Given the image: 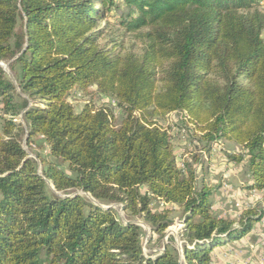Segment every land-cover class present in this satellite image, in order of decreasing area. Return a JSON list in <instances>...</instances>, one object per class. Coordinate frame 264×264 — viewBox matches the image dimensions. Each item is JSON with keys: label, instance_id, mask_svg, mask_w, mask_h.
<instances>
[{"label": "trees", "instance_id": "16d2710c", "mask_svg": "<svg viewBox=\"0 0 264 264\" xmlns=\"http://www.w3.org/2000/svg\"><path fill=\"white\" fill-rule=\"evenodd\" d=\"M117 2L0 0V61L11 72L0 66V264H180L168 247L145 256L133 221L161 235L173 205L184 264H211V250L263 218L264 203L217 214L216 187L197 186L192 164L179 167L157 123L180 111L210 147L239 145L232 159L246 161L244 188L264 190L261 0H122L115 24L141 40L135 50L101 26ZM91 85L121 109L117 125L92 101L74 111L70 99ZM36 136L51 157L36 155L41 173L22 146ZM77 192L122 205L126 222ZM155 200L165 207L153 211Z\"/></svg>", "mask_w": 264, "mask_h": 264}, {"label": "rangeland", "instance_id": "374dc122", "mask_svg": "<svg viewBox=\"0 0 264 264\" xmlns=\"http://www.w3.org/2000/svg\"><path fill=\"white\" fill-rule=\"evenodd\" d=\"M115 1H118L117 3L119 4H114L110 8V12L107 14L106 18L103 19L101 26L108 22L109 28L112 29L111 37L116 36L119 40H123L126 49H139L141 47V40L133 33L122 34L120 28L115 24L117 23V15L119 14V11H117L118 8L115 6H118L120 11L126 9L122 0ZM4 63L8 64L7 62ZM6 72L8 75H11L9 68ZM80 92V94L77 93L75 97L70 99L75 112H79L87 102L89 103L92 101L94 102L95 107H107L112 111L113 124L117 125L122 119L123 114L121 113V109L117 105L109 103L110 100L99 94L94 85H91ZM102 98H104V101L101 100ZM3 115L4 113L0 100V131ZM18 119L20 120L21 116H18ZM157 123L168 129L178 165H184V163L187 162L195 167L197 186H200V184L204 182L212 187H216V191L212 196V202L214 206L217 207L215 208L217 214L223 217L236 218L241 210L246 207L255 205L261 208L264 203V190L261 192L260 198H258V196L253 197L252 190L244 188L247 183L251 181L246 161L236 162L232 159V155L243 151L239 145L229 141L215 140L214 143H217L218 145L213 150V146V148L210 147L204 140H202L201 132H199L196 124L193 125L188 119H184V113L180 111L167 114L164 118L158 119ZM22 146L27 152L28 157L36 158L38 171L41 173L43 164L36 155H39L41 158L45 156L47 160H51L43 138L36 136L30 141V143H26V138H24ZM38 146L41 147L39 148ZM79 193L94 202L90 194ZM110 205L117 211L119 217L126 222L127 218L124 210H121L122 205ZM150 206L153 211H158L163 207L160 206L156 200L152 201ZM168 208L170 207L168 206ZM169 218L171 224L161 235L155 232L153 233L151 226L143 222L141 219L134 218L133 221L142 227V251L145 256L153 258L161 253L165 246V248L168 247L170 249H175L179 256V263L184 264L182 257V244L184 239L182 236L183 221L181 208L177 205H173L169 211ZM230 243L232 242H229L228 244ZM259 244H261V247L259 248L260 252L256 254L254 261H252V258L249 256L242 257L246 260V264H256L258 261L257 259L264 255V242L260 241Z\"/></svg>", "mask_w": 264, "mask_h": 264}, {"label": "crops", "instance_id": "0c3cea01", "mask_svg": "<svg viewBox=\"0 0 264 264\" xmlns=\"http://www.w3.org/2000/svg\"><path fill=\"white\" fill-rule=\"evenodd\" d=\"M213 196V195H212ZM213 200V199H212ZM212 202V209L215 211ZM264 242V218L256 222L251 231L240 240L232 241V243H225L213 249L210 253L211 264H246L243 256H249L251 260H255V256L260 252L261 244ZM263 245V244H262ZM264 246V245H263ZM241 257H240V256ZM261 256V255H259ZM257 259V258H256ZM249 260V259H247ZM258 264H264V255L257 259ZM256 263V264H257ZM250 264V263H249Z\"/></svg>", "mask_w": 264, "mask_h": 264}, {"label": "built area", "instance_id": "2783aa9c", "mask_svg": "<svg viewBox=\"0 0 264 264\" xmlns=\"http://www.w3.org/2000/svg\"><path fill=\"white\" fill-rule=\"evenodd\" d=\"M261 3L263 4V7H264V0H261ZM102 101H104V98H102L101 99ZM110 103H112V104H115V101L114 100H110ZM184 119H188V116H186L185 115V113H184ZM192 124V123H191ZM194 125V124H193ZM183 132V131H182ZM218 144L216 143L212 148H213V150L215 149V147L217 146ZM212 148H211V150H212ZM179 167L182 169V168H184V165L183 164H181V165H179ZM261 192H263V190H261V191H256V190H252V196L253 197H255V196H258V198H260V194H261ZM254 194V195H253ZM160 205L161 206H164V205H166L164 202H160ZM183 225V228H182V230L184 229V224H182Z\"/></svg>", "mask_w": 264, "mask_h": 264}, {"label": "water", "instance_id": "95a60500", "mask_svg": "<svg viewBox=\"0 0 264 264\" xmlns=\"http://www.w3.org/2000/svg\"><path fill=\"white\" fill-rule=\"evenodd\" d=\"M0 66H2L5 71H7L8 64H5L4 62H0ZM77 193H79V192H77ZM94 202L97 204V202L95 200H94ZM97 205H99V204H97ZM99 206L104 207V208L112 207L111 205H108V206L99 205ZM121 210H123V206H121ZM163 248L165 249V246Z\"/></svg>", "mask_w": 264, "mask_h": 264}]
</instances>
